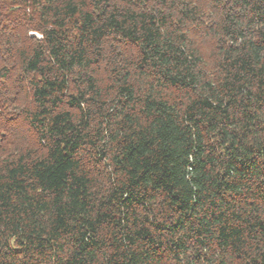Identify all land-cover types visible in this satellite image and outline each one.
<instances>
[{
    "label": "trees",
    "instance_id": "1",
    "mask_svg": "<svg viewBox=\"0 0 264 264\" xmlns=\"http://www.w3.org/2000/svg\"><path fill=\"white\" fill-rule=\"evenodd\" d=\"M0 264H264V0H0Z\"/></svg>",
    "mask_w": 264,
    "mask_h": 264
}]
</instances>
